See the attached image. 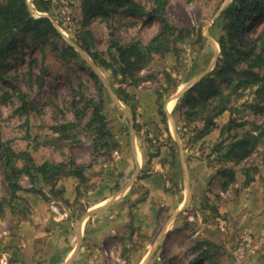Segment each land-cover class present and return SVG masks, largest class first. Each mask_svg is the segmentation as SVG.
Masks as SVG:
<instances>
[{
    "label": "rangeland",
    "instance_id": "374dc122",
    "mask_svg": "<svg viewBox=\"0 0 264 264\" xmlns=\"http://www.w3.org/2000/svg\"><path fill=\"white\" fill-rule=\"evenodd\" d=\"M134 1L144 6L145 14L127 15L117 8L110 23L123 43L132 39L146 43L160 31L161 24L154 13V0ZM162 1L168 21L190 33L175 35L174 51L154 55L139 71L140 79L131 83L115 78L81 46V32L88 29L103 58L112 60L116 54L109 47L107 22L100 16L85 17L81 0H26L30 15L49 18L57 34L45 39L18 36L14 54L6 59L0 77L2 138L17 152H27L36 165L72 159L86 166V179L60 174L45 178L30 167L21 174V188L12 195L0 161V199L4 200L0 257L5 255L7 264L13 258L5 254L10 247L6 245L13 243L7 241L14 234L12 217H28L31 198L49 204L47 211L57 225L54 231L62 234L59 256H41L40 264L54 260L58 264H264V135L260 136L264 134V92L256 84L237 89L229 109L217 116L215 127L204 135L199 132L201 122L187 123L182 114L186 90L212 71L221 57L219 38L225 33L226 10L234 0ZM253 22L258 30L263 28L264 14ZM251 26L248 23L245 31L249 39L254 36ZM56 45L74 47L78 57L64 61L54 51ZM89 67L98 78L91 76ZM257 71L264 75V66ZM18 90L26 95L25 109ZM73 90L86 98L102 99L108 146L94 147L95 134L85 125L90 108L76 114L82 102H74ZM230 120L233 127L228 125ZM68 123L74 125L66 128L64 137L56 127ZM130 126L144 153L139 179L161 169L169 198L160 205L156 223L148 227L132 223L121 234L123 239L116 234L97 242L85 225L78 240L76 223L97 209L93 206L99 199L105 200L100 206H108L134 171L133 164L125 174L121 171L122 158L128 156L121 157L118 142L120 137L129 140ZM252 135L255 139L251 137L246 148L238 146L244 136ZM225 170H231L233 176H224ZM183 174L190 192L178 209L171 193L179 191ZM135 188L126 198L131 203L145 194L144 189ZM99 215H109V209ZM65 220L71 223L69 228Z\"/></svg>",
    "mask_w": 264,
    "mask_h": 264
},
{
    "label": "trees",
    "instance_id": "16d2710c",
    "mask_svg": "<svg viewBox=\"0 0 264 264\" xmlns=\"http://www.w3.org/2000/svg\"><path fill=\"white\" fill-rule=\"evenodd\" d=\"M154 4V13L159 17L161 24L160 31L146 43L138 39L123 43L110 23L113 10L121 8L123 14L138 16L146 13L144 6L134 0H81V9L85 17L100 16L101 20L107 22L110 28L109 47L113 48L116 54L111 58L112 60L103 58L95 50L94 36L88 29H83L81 32V46L93 55V58L102 66L109 69L115 78L119 76L121 81L129 79L131 83H136L140 79L139 71L152 61L154 55H163L174 51L176 48L175 35L186 37L190 33L189 31L183 32L181 28L168 21L164 14L162 0H154ZM263 14L264 0H234L233 4L227 8L228 18L225 33L219 38L220 59L214 69L189 87L182 97V102L186 105L182 113L183 117L187 123L201 122L202 126L199 129L201 135L215 127V119L229 109L231 98L237 89L256 84L259 91L264 92V75L257 71L264 66V27L258 30L257 23L253 22L254 17L257 18ZM250 22H252L251 32L254 33L252 39L245 36L247 25ZM54 34H57V31L49 18H35L30 15L26 0H0V77L7 66L6 59L14 54V44L19 35L45 39ZM53 49L64 61L75 60L78 57V52L72 46L59 48L56 45ZM87 70L93 78H98L90 67ZM73 92L74 102H82V106L77 109L76 114L79 115L84 111L83 109L90 108V116L85 125L89 131L95 134L93 137L94 147L108 146L104 137L110 134L106 129L102 99L86 98L82 92L77 90H73ZM17 95L21 101V108L25 109L27 103L25 93L18 90ZM162 114V122H165V113ZM72 125L74 124L68 123L56 128L60 132H64V137H67L65 130ZM228 125L233 127L232 120ZM165 127L167 129V126ZM261 133L260 136H263V132ZM251 137L255 139L253 135L244 136L238 146L242 149L246 148ZM19 160L22 161L21 166L18 164ZM0 161L12 195L21 188L19 178L30 167L45 178L54 179L60 174L74 176L79 181L86 179V166L77 165L72 159L58 163L44 161L36 165L27 152H17L8 141L3 140L1 131ZM223 175L230 178L233 176L231 170H225ZM3 203L4 200L0 199V210Z\"/></svg>",
    "mask_w": 264,
    "mask_h": 264
},
{
    "label": "crops",
    "instance_id": "0c3cea01",
    "mask_svg": "<svg viewBox=\"0 0 264 264\" xmlns=\"http://www.w3.org/2000/svg\"><path fill=\"white\" fill-rule=\"evenodd\" d=\"M166 113H170L168 106H166ZM134 133L135 129H133V126H130L129 140L127 141L125 137H120L118 139V142L121 143L122 146V151L120 153L121 157L123 154L128 156L122 158V165L124 168H122L121 171L125 174L126 169H128L127 167L131 164L134 166V171L130 174L128 180L124 181L122 188L115 196L116 198L110 201V204L106 206L109 209V215L100 217L99 214H101L106 207L100 206L103 204L102 201L105 200L99 199V201L93 206V208L97 207V209L93 210L89 216L85 217V220L76 223L78 228V240H80V232L81 234L84 232L85 225L89 226V236L98 242L99 240L105 241L112 239L116 234L120 235L117 237L118 239H123L121 234L128 229L130 225L132 226V223H134V225L141 224L148 227L157 222V211L160 205L166 203L167 195L170 193L165 187L164 175L163 172H161V169L156 168L154 173L152 172L143 179H139L138 174L144 158V153L142 146L136 141ZM124 145H127V147H123ZM182 161L184 162L183 155ZM173 176L179 177V174ZM183 176V186L181 183L182 187L180 186V188H178L179 191L175 194L171 193L173 202L176 198L175 203L178 209L183 207L190 192L185 174H183ZM138 179V185L140 186H134V182ZM176 183L179 187L180 181L178 180ZM134 187H136L135 190L139 188L144 189L145 194L143 198H139L134 203H131L126 198L129 197V191L134 192ZM119 198H122V201L118 202ZM48 207L49 204L45 201L31 198L29 200L28 217L22 219L12 217L16 221L14 234L11 235L7 241H12L13 243L11 245H6L10 247L5 249L7 252L5 254L8 257L13 256V258L8 264H40L41 256H51L59 253L58 248L60 246L62 234H60L61 231H54V228L57 225L56 222L51 219V215L47 211ZM66 221L67 220L64 222ZM69 224L71 223L68 222L65 224L67 225L65 227L69 228ZM70 260H72V257ZM49 264H58V261L54 260Z\"/></svg>",
    "mask_w": 264,
    "mask_h": 264
},
{
    "label": "built area",
    "instance_id": "2783aa9c",
    "mask_svg": "<svg viewBox=\"0 0 264 264\" xmlns=\"http://www.w3.org/2000/svg\"><path fill=\"white\" fill-rule=\"evenodd\" d=\"M0 264H6V258L4 255L0 257Z\"/></svg>",
    "mask_w": 264,
    "mask_h": 264
},
{
    "label": "water",
    "instance_id": "95a60500",
    "mask_svg": "<svg viewBox=\"0 0 264 264\" xmlns=\"http://www.w3.org/2000/svg\"><path fill=\"white\" fill-rule=\"evenodd\" d=\"M196 81H193L192 84H194Z\"/></svg>",
    "mask_w": 264,
    "mask_h": 264
}]
</instances>
